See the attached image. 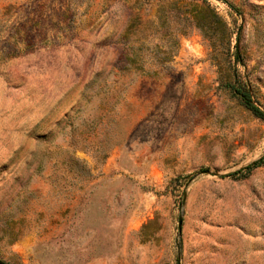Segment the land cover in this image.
Wrapping results in <instances>:
<instances>
[{
  "label": "rangeland",
  "instance_id": "374dc122",
  "mask_svg": "<svg viewBox=\"0 0 264 264\" xmlns=\"http://www.w3.org/2000/svg\"><path fill=\"white\" fill-rule=\"evenodd\" d=\"M240 93L264 0H0V264H264Z\"/></svg>",
  "mask_w": 264,
  "mask_h": 264
},
{
  "label": "trees",
  "instance_id": "16d2710c",
  "mask_svg": "<svg viewBox=\"0 0 264 264\" xmlns=\"http://www.w3.org/2000/svg\"><path fill=\"white\" fill-rule=\"evenodd\" d=\"M240 97L243 100V103L245 104V106H247L257 117L261 118L262 120H264V112L259 111L257 108H255L254 106H252L249 103V97L246 93H240ZM261 160H258L256 162H254L251 166L247 167V171L252 169V168H256L258 166H260L261 164ZM240 174V172H237L235 175Z\"/></svg>",
  "mask_w": 264,
  "mask_h": 264
},
{
  "label": "water",
  "instance_id": "95a60500",
  "mask_svg": "<svg viewBox=\"0 0 264 264\" xmlns=\"http://www.w3.org/2000/svg\"><path fill=\"white\" fill-rule=\"evenodd\" d=\"M179 228H180V224H179Z\"/></svg>",
  "mask_w": 264,
  "mask_h": 264
}]
</instances>
